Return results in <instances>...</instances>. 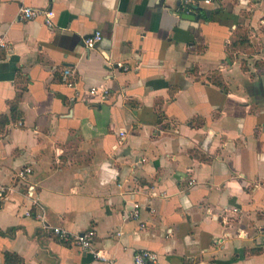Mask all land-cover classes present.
Segmentation results:
<instances>
[{"label": "crops", "instance_id": "0c3cea01", "mask_svg": "<svg viewBox=\"0 0 264 264\" xmlns=\"http://www.w3.org/2000/svg\"><path fill=\"white\" fill-rule=\"evenodd\" d=\"M0 37V264H264V0H0Z\"/></svg>", "mask_w": 264, "mask_h": 264}, {"label": "built area", "instance_id": "2783aa9c", "mask_svg": "<svg viewBox=\"0 0 264 264\" xmlns=\"http://www.w3.org/2000/svg\"><path fill=\"white\" fill-rule=\"evenodd\" d=\"M217 0H180L181 5L189 10L195 11L200 9L208 4H212ZM43 17V22L47 25L53 24V11L49 8H38L30 5H21L19 8V16L21 19H32L37 16ZM102 35L99 30H95L92 34L87 35L83 42L87 48L93 47L100 39ZM6 41L0 37V46H6ZM63 81L67 85L74 84V77L72 75L71 69L66 67L63 69L62 73ZM91 92H96L97 88L92 86L90 88ZM102 96H106L107 91L105 89L101 90ZM122 134V133H120ZM31 172V167L29 165L22 166L19 168L15 174V178L18 181H22L24 184V190L22 194L25 195L27 198L34 199L35 195V186L31 182H25L27 179L28 174ZM14 186L10 185H0V204L4 202L7 197L8 193L12 191ZM140 209L138 204L134 205L133 209L130 211H126L123 213L124 218L132 217L136 218L139 215ZM26 214H30L29 210L25 211ZM38 216H43L39 215ZM51 231L61 242H69V243H76L81 248H90V238L93 235V230H87L85 232H77L73 233L68 231L67 229L61 226H50ZM96 256L99 257L97 252H94ZM133 264H161L156 251L149 249V248H138L133 253Z\"/></svg>", "mask_w": 264, "mask_h": 264}, {"label": "trees", "instance_id": "16d2710c", "mask_svg": "<svg viewBox=\"0 0 264 264\" xmlns=\"http://www.w3.org/2000/svg\"><path fill=\"white\" fill-rule=\"evenodd\" d=\"M11 256H12V254H10V253H6L5 254V261L6 262H8V260H9V258H11ZM16 260H17V262H21V259L20 258H18V257H16Z\"/></svg>", "mask_w": 264, "mask_h": 264}]
</instances>
